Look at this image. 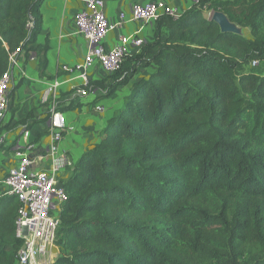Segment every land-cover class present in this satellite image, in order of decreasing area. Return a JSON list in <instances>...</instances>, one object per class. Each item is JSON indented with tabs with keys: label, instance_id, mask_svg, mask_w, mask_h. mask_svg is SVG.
<instances>
[{
	"label": "trees",
	"instance_id": "trees-1",
	"mask_svg": "<svg viewBox=\"0 0 264 264\" xmlns=\"http://www.w3.org/2000/svg\"><path fill=\"white\" fill-rule=\"evenodd\" d=\"M42 2L0 0V77L12 55L36 51ZM213 11L250 37L221 32ZM263 59L264 0H201L153 23L108 84L89 81L105 95L131 83L61 180L53 264H264V75L244 69ZM17 209L0 194V264L22 244Z\"/></svg>",
	"mask_w": 264,
	"mask_h": 264
},
{
	"label": "crops",
	"instance_id": "crops-1",
	"mask_svg": "<svg viewBox=\"0 0 264 264\" xmlns=\"http://www.w3.org/2000/svg\"><path fill=\"white\" fill-rule=\"evenodd\" d=\"M155 0H103L104 16L114 25L104 39V47L110 49L118 41L119 35L134 33L144 41L152 40L153 25H143L139 21H129L130 7L133 3L153 2ZM176 8L179 13L193 5L192 0H164ZM85 9L82 0H43L40 12L42 25L36 40V51L27 61L23 55H15L9 68L11 88H14L12 107L1 122L8 124L0 136V181L8 170L18 163L17 151L24 153L31 160L30 167L36 170L50 168L47 155L50 128L49 115L52 105L60 112L59 120L62 138L58 142L59 154L64 156L65 163L55 171L61 181L71 170L79 156L91 148L100 139V132L113 112L119 108L125 95L129 93L130 83L119 86L111 94L105 95L100 88L90 89L88 95L79 96L76 90L81 80L75 73L62 71L63 65L70 67L82 63L88 49V42L76 33L74 17ZM123 13L124 17L121 18ZM131 53H137L140 46L128 45ZM45 57V73L38 67L40 57ZM89 81L110 82L108 73L94 64L85 71ZM56 80L59 83L56 97L47 93L46 82ZM68 102L78 104L74 109L60 110L58 104ZM61 105V106H63ZM96 105L102 109L97 110ZM60 106V107H61ZM29 111H32L33 122L29 128L21 124ZM45 120H40L42 118ZM2 186L0 184V192ZM58 250H56V256Z\"/></svg>",
	"mask_w": 264,
	"mask_h": 264
},
{
	"label": "built area",
	"instance_id": "built-area-1",
	"mask_svg": "<svg viewBox=\"0 0 264 264\" xmlns=\"http://www.w3.org/2000/svg\"><path fill=\"white\" fill-rule=\"evenodd\" d=\"M82 1L85 9L76 13L74 23L76 33L88 42V49L82 63L72 67L62 66V71L75 73L81 80V85L76 90L77 95L81 97L88 95L91 89L85 73L88 67L97 64L108 74L113 73L130 54L128 45L141 46L144 43V40L137 38L134 33L121 34L113 47L106 49L104 39L114 25L103 14V0ZM192 1L195 3L201 0ZM164 15L177 17L180 13L164 0L133 3L130 7L129 21L153 25ZM123 17L122 13L121 18ZM14 56L10 57V63ZM250 63L255 65L258 62L254 60ZM45 84L47 93L56 97L59 83L53 80ZM10 88L11 81L7 69L0 77V123L8 112ZM95 108L102 109L101 105H96ZM59 115L60 112L54 103L49 115L50 137L47 148L51 162L49 170L32 169L30 167L32 161L24 156V153L17 151L15 155L18 157V163L12 166L0 181L2 186L0 194H13L18 201L15 235L22 244L17 250L14 264H53L56 258L58 250L55 243L56 230L61 206L66 199L62 183L55 175V171L65 163L64 156L59 154L58 148V142L62 138ZM0 140H3V136H0Z\"/></svg>",
	"mask_w": 264,
	"mask_h": 264
},
{
	"label": "water",
	"instance_id": "water-1",
	"mask_svg": "<svg viewBox=\"0 0 264 264\" xmlns=\"http://www.w3.org/2000/svg\"><path fill=\"white\" fill-rule=\"evenodd\" d=\"M209 19L217 23L221 32L234 33V34H239L244 37H247L242 31L243 30L242 26H239L235 24L234 22L230 21L227 15L224 14L222 11L211 12ZM243 28H246V27H243Z\"/></svg>",
	"mask_w": 264,
	"mask_h": 264
},
{
	"label": "rangeland",
	"instance_id": "rangeland-1",
	"mask_svg": "<svg viewBox=\"0 0 264 264\" xmlns=\"http://www.w3.org/2000/svg\"><path fill=\"white\" fill-rule=\"evenodd\" d=\"M206 15L208 17H210L211 15V12H208L206 13ZM242 31L243 33L247 36V37H250V32H249V29L248 28H243L242 27ZM249 65V66H248ZM247 66H245V71L246 72H251V73H254L256 75H264V59L263 60H260L258 61L257 64L255 65H252L251 63H249Z\"/></svg>",
	"mask_w": 264,
	"mask_h": 264
}]
</instances>
